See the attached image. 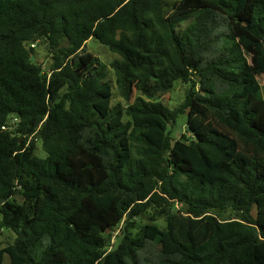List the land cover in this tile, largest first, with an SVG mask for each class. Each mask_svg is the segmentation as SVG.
<instances>
[{
  "label": "trees",
  "instance_id": "obj_1",
  "mask_svg": "<svg viewBox=\"0 0 264 264\" xmlns=\"http://www.w3.org/2000/svg\"><path fill=\"white\" fill-rule=\"evenodd\" d=\"M263 73L264 0H0V264H264Z\"/></svg>",
  "mask_w": 264,
  "mask_h": 264
},
{
  "label": "rangeland",
  "instance_id": "obj_2",
  "mask_svg": "<svg viewBox=\"0 0 264 264\" xmlns=\"http://www.w3.org/2000/svg\"><path fill=\"white\" fill-rule=\"evenodd\" d=\"M177 0H168L169 3H173ZM189 22L186 21L183 23V27H185ZM87 49L89 52L97 55L100 57V59L108 65L107 72H108V79L113 83L114 86V95H113V104H116L118 102H122L123 105L127 106L128 103L135 100L138 96H143L147 99L148 96L146 95V91L150 90L152 84L149 83L144 87H141L139 85V81L136 80L133 82L132 86V97L130 102L127 101L120 93V90L117 86L116 82V74L114 70L111 68L110 63L115 59L119 58L120 55L114 51H112L109 46L106 44L101 43L96 38H91L87 43ZM35 59L40 62L45 68V70H49V65L52 62V55L48 52L47 46L45 42L37 43V46L35 47ZM258 80L262 86V91L264 95V73L258 76ZM188 84L183 82L182 80H177L174 83L173 88L170 91L167 92H158L153 100H158L163 102L165 105L169 106L170 108L178 107L185 99L186 96V90H187ZM127 119V117H126ZM186 123H187V113L180 114L176 120V124L172 126V133L173 135H179V137L185 132L186 130ZM37 154L41 157H46L47 153L43 149L42 143H37ZM19 200H22L21 197H19ZM229 215V213H226ZM136 221L138 225L144 223L147 221V216L144 218L137 217ZM162 228H165L166 224L163 222V220H160L158 222ZM111 235L113 236V242L114 246H116L122 237V232L118 228L111 230ZM16 238V233L12 231L11 229H0V247H5L8 244L12 243ZM8 256H6V261H8Z\"/></svg>",
  "mask_w": 264,
  "mask_h": 264
},
{
  "label": "built area",
  "instance_id": "obj_3",
  "mask_svg": "<svg viewBox=\"0 0 264 264\" xmlns=\"http://www.w3.org/2000/svg\"><path fill=\"white\" fill-rule=\"evenodd\" d=\"M33 46H35V44H33ZM18 121L17 118H15L10 124L8 125H4L3 129H8V128H13L16 125V122Z\"/></svg>",
  "mask_w": 264,
  "mask_h": 264
},
{
  "label": "water",
  "instance_id": "obj_4",
  "mask_svg": "<svg viewBox=\"0 0 264 264\" xmlns=\"http://www.w3.org/2000/svg\"><path fill=\"white\" fill-rule=\"evenodd\" d=\"M31 59L33 60V61H35V56L34 55H32L31 56ZM177 137H179V135H177ZM130 213H128V215H129Z\"/></svg>",
  "mask_w": 264,
  "mask_h": 264
}]
</instances>
